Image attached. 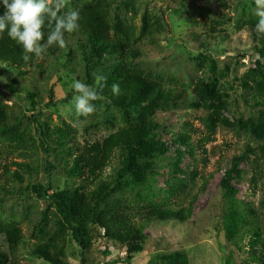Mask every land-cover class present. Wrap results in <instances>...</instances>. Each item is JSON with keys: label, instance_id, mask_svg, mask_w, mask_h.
<instances>
[{"label": "rangeland", "instance_id": "rangeland-1", "mask_svg": "<svg viewBox=\"0 0 264 264\" xmlns=\"http://www.w3.org/2000/svg\"><path fill=\"white\" fill-rule=\"evenodd\" d=\"M254 9V0H116L113 3L110 13L115 23L132 26L140 34L148 16L158 30L154 37L146 35L138 43L141 57L135 61V71L162 81L165 88L180 96L155 111L162 121L161 140L168 145V154L158 163L157 175L146 186L128 183L118 196L126 215L130 209L131 217L138 223L153 208L163 211L170 206L178 214L151 220L140 236L145 240L144 249L135 254L130 264H151L156 256L177 254L184 255L189 264H224L223 257L230 252L234 256L233 264H257L247 255L249 237L244 241L240 237L257 227L264 232V175L253 192L247 183L251 173L245 182L235 183L236 200L251 203L256 215L247 216L233 241L226 237L224 217L228 198L220 185L232 159L260 144L248 130L238 129L250 117L257 116L243 101L246 93L243 80L251 85L253 71L264 63L253 50L252 33L246 23L255 16ZM113 33L119 36V32ZM70 46L71 49L66 47L57 53L47 52L24 71L0 64V110L9 121L6 129L0 128V218L21 230L22 244L17 255L12 256L21 264H127L123 261L127 248L108 240L106 229L94 217L87 221L90 244L82 251L72 233L65 229L57 210L31 191L32 187L42 185L52 194L57 190H73L83 182L82 176L68 172L70 155L66 157L63 150L57 149L61 152L58 153L42 148L32 115L41 113L42 121L48 122L52 130L66 136L76 134V140L82 144L104 140L127 123L125 118L132 119L134 115V110L126 111L106 99L94 102L97 111L87 118L80 117L82 123H75L77 117L71 104L75 93L69 85L74 79L94 84V71L105 75L106 84L110 83L115 74H110L108 67L115 59L105 56L98 69L89 74L93 66L88 69L85 54L75 44ZM31 95L37 98L32 100ZM214 106L235 129L217 124L214 133L209 132L206 117L214 112ZM185 129L190 131L195 144L205 137L212 138L204 145L205 164L186 157L181 171L176 172L171 167L179 158L178 153L185 151L176 136ZM123 157L120 151L115 154L105 172L107 177L114 175ZM247 159L242 164L244 169H248L247 163L254 156ZM202 174L213 175L208 184H204ZM90 192L89 189L82 192V200L84 205L92 207L94 200ZM108 208L106 205L102 209V217H106ZM5 239L0 234V250L7 251ZM36 246H46L56 261L42 258Z\"/></svg>", "mask_w": 264, "mask_h": 264}, {"label": "trees", "instance_id": "trees-1", "mask_svg": "<svg viewBox=\"0 0 264 264\" xmlns=\"http://www.w3.org/2000/svg\"><path fill=\"white\" fill-rule=\"evenodd\" d=\"M114 2L116 0H69L65 11L68 9L79 10L80 29L72 34L66 33L65 36L68 41L67 47L71 49V44L78 46L85 54L88 69L93 66L89 70V74L90 71L98 69V64L105 56L115 59L108 67L110 74H115V76L110 78L111 82L106 84L105 93L102 94L124 110H134V115L132 119L125 118L127 123L104 140L95 143L84 142V144L76 140V134L67 135L69 137L66 138L67 136L63 133L52 130L48 122L42 121L41 113L32 115L31 119L42 148L46 151L54 150L61 153L57 151L59 149L64 151L66 157L70 155L68 161L72 164L69 163L71 171L68 172L73 176H82L83 182L73 190H57L52 194H49L48 189L42 185L32 187L31 191L47 201L51 209L57 210L63 219L65 229L72 233L82 251H86L90 244L86 234L87 221L94 217L97 224L106 229L105 237L108 240L121 243L127 248V257L123 261L130 264L135 254L144 249L145 240L140 236L144 235L151 220L178 214L177 210L170 206H167V209L163 211L153 208L148 211L147 218L138 223L131 217L130 209L126 210L128 212L126 215L121 201H118V196L121 194L120 192H124L128 183L146 186L149 179L157 175L158 163L168 154V145L161 140L159 129L162 121L161 118L155 116V111L164 108L180 96H177L173 89L165 88L162 81L135 71V61L141 57L138 43L146 35L154 37L158 30L154 28L148 16L144 18L140 34H136L132 26L115 23L110 13ZM3 11L2 3H0V14ZM257 22L258 17L256 16H252L248 22L246 21L252 33L253 50L260 58L264 59V35H257L255 32ZM44 31L46 40L48 29L45 28ZM113 31L119 32V36L114 35ZM59 50L58 46H52L47 52L49 54L57 53ZM21 56L22 48L8 37L7 32L0 35V64L16 66L19 70L24 71L37 61V58L33 57L32 60L25 63ZM253 72L251 85L248 81L243 80V87L246 89L243 101L253 112L257 113V116H252L244 123L242 122L243 124L238 129L248 130V134L260 144L254 149L249 147L247 152L242 155L235 156L220 183L221 190L228 198L224 217L228 241L234 240L235 232L244 226L243 222L247 216L256 215L251 203L244 204L236 200L238 195L236 184L245 182L247 175L251 173L252 176L247 183L250 191L253 192L264 175V63L257 65ZM113 84H119L120 95L112 93L111 86ZM11 85L14 86V84ZM31 98L34 100L37 96L31 95ZM54 99L55 95L52 92L50 101L53 102ZM8 122L5 112L0 110V128L6 129ZM206 123L210 133H214L217 124L229 129L236 128L230 120L222 117L217 106H214L213 113L207 115ZM211 138V136L205 137L195 144L190 131L185 129L176 136L177 142L185 146V151L178 153L179 158L173 163L171 169L176 172L181 171V164L186 157L205 164L207 150L204 145L207 144V141L210 142ZM119 151L124 156L119 162L120 166L112 177H107L105 172ZM198 151H200L199 154H197ZM250 156H254V160L247 163L248 169H244L242 164L248 161L247 158ZM191 176L193 178L195 174L191 173ZM201 176L204 184H208L213 175L207 177L202 174ZM17 179L20 177L17 176ZM88 189L91 191L89 196L94 200L92 207L84 205L82 200V192H87ZM106 205H109V208L106 217H102V209ZM137 205L139 206V203ZM241 205L244 206V209H241ZM0 234L6 238L8 245L7 251L0 250V264H21L12 258L19 252L23 241L21 230L14 223L4 222L0 218ZM247 237H249L250 245V249L247 251L248 257L254 263L264 264V232L260 227H257L240 238L244 241ZM35 250L45 260L56 261L53 252L46 246H36ZM223 261L224 264H233V254L231 252L225 254ZM151 264H189V262L184 255L177 254L156 256Z\"/></svg>", "mask_w": 264, "mask_h": 264}, {"label": "clouds", "instance_id": "clouds-1", "mask_svg": "<svg viewBox=\"0 0 264 264\" xmlns=\"http://www.w3.org/2000/svg\"><path fill=\"white\" fill-rule=\"evenodd\" d=\"M0 3L4 9L0 14V35L7 32L8 37L22 48L21 58L25 63L33 57L43 59L52 46L66 48L68 41L65 34L80 29L79 10L65 11L69 0H0ZM254 4V15L258 17L255 32L264 35V0H254ZM45 28L48 29L46 40ZM92 76V85L76 79L69 85L75 93L71 100L77 117L75 123H82L80 117L87 118L97 111L94 102L107 99L102 95L107 77L99 71H94ZM111 91L114 95H120L119 84H113Z\"/></svg>", "mask_w": 264, "mask_h": 264}]
</instances>
